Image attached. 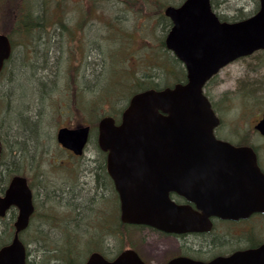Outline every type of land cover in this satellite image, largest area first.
Returning a JSON list of instances; mask_svg holds the SVG:
<instances>
[{"label": "water", "instance_id": "1", "mask_svg": "<svg viewBox=\"0 0 264 264\" xmlns=\"http://www.w3.org/2000/svg\"><path fill=\"white\" fill-rule=\"evenodd\" d=\"M164 14L172 22L166 47L185 65L187 80L133 94L119 123L111 115L100 119L98 145L107 152V169L119 193L123 222L186 231L196 227L188 226L187 218L178 213L168 198L167 187L177 170L227 161L209 155H227L236 150L231 143L214 136L219 118L203 87L233 60L264 49V0H259L254 14L237 21L221 20L211 0H183L179 5L166 6ZM11 52L9 36L0 33V73ZM257 128L264 133V116ZM89 133L90 125L63 126L57 131V140L75 154H82ZM172 162L191 163L175 166ZM12 206L18 209L14 234L8 244L0 247V264H27V248L20 234L29 226L35 207L23 175H14L4 195L0 194V216ZM215 213L227 217L221 211ZM204 219L210 226L209 218ZM84 264L150 263L136 250L127 248L113 259L93 251ZM165 264H264V245L209 261L178 256Z\"/></svg>", "mask_w": 264, "mask_h": 264}, {"label": "rangeland", "instance_id": "2", "mask_svg": "<svg viewBox=\"0 0 264 264\" xmlns=\"http://www.w3.org/2000/svg\"><path fill=\"white\" fill-rule=\"evenodd\" d=\"M95 1L97 2L94 4L96 16H98L100 12H104L107 18L114 20L115 28L112 27V25L104 24V22L99 21L97 18V21H93V19L89 18L92 17L90 7L93 4L92 2ZM161 1H164V3L162 4ZM161 1L65 0V11L62 12L63 17L67 19V23H74L76 25L82 24L81 32L85 34V38L87 42L91 44L92 48V53L90 54L88 52L84 60L89 62V64H86L83 68L80 67L81 71L79 72L80 69H78V74H72L71 70L68 71V58L66 54L69 43L67 40H65L64 43H62V40L60 43H57L59 50L56 49L45 53L44 56L40 55L38 57L35 50H33L34 45L41 47L49 45L50 48L52 41L57 42L56 40H53L54 36L49 35V38H46L45 36L44 40L46 42H44V40H40L39 43L34 42L35 44L30 42L26 45V48L20 43L16 44L14 56H20L22 58L24 67L17 66L16 62L14 64L10 62L9 69H7L8 73L3 79H0L1 98L4 97L3 93L6 92L10 83L9 80L10 78L12 80L13 76H16L14 80L16 84L11 90L15 93L18 91L20 96V93L22 92H33V94L36 95V90H31L27 85L31 84L34 77L40 74V65L34 68V64L39 61L45 59H47L48 62L56 61L58 62V67L56 72V85L54 84L55 87L53 86L49 88L41 97L40 112L37 118L40 122V124L37 125V139L35 142H30V145H33V147L35 146L36 150L33 151H37L36 156L30 155L29 153V156L20 158L17 150L18 145H16L17 147H14L12 153L17 158H13L12 154H8L7 158L3 159L5 161L4 167L7 169L18 168L17 172L25 173L27 176L30 174V166H37L38 164L37 167H40L41 171H46L45 178L47 181L51 176L62 174V176H65L66 180L74 185L75 188H77L79 182H84L85 178L83 172L87 171L89 173L90 170H86L87 166L82 163V160L70 159L71 162L69 166H72L65 171H61V167L57 166L55 168L54 166H51L52 160L55 157H57L58 160H63L65 158L68 159L65 150H63L56 142L57 130L63 125H74L75 122L90 123L89 121H92V124H90L95 128L102 116L117 115L126 100V91L122 87L119 88L120 93L117 94L119 95L117 98L108 95L104 98L100 97L98 92L96 93L97 86L99 84L100 86L104 85L103 83H99V80L103 75L101 73L99 76H94V78L90 80V64L92 59H97L100 64H102L101 60H104V65L106 66L105 76L107 77L104 78L103 82L107 85H114V77L111 71H114L119 79L126 81L128 84H132L133 81L141 77L143 74L153 73L155 71L157 73V69L154 67L153 62L160 65L159 62L161 61V64H163L165 62V50L168 51L170 56L174 55L165 45H161V41L165 39L171 24L168 28L166 27L164 31L161 28L162 22L158 15L160 13L164 14V9L167 5L178 3L180 0ZM214 2L215 11L223 16L230 17V19H234L236 15L240 14V12L251 14L259 7V0H214ZM3 20H5L4 15L0 14V31L3 30ZM45 29L48 33L51 31L48 27H45ZM64 45L66 46V50H64ZM32 50L34 52H32ZM120 50L127 51L128 56L123 55L124 52L118 54L117 52ZM124 56H126V58H124ZM257 65L264 66V56L262 53H255L252 57L244 59L243 62H235L230 66L225 67L210 83V95L217 103V106L221 109V113L225 115L227 122L236 123L235 121H232V119L241 111L240 107L247 106L251 102V98L249 97L251 89L247 86L244 87V89H240L245 82L239 83L238 87L235 88L234 76L232 75L235 71H239L240 69L243 70L244 67L251 69ZM94 66L97 67L96 63ZM98 68L100 69L101 66L98 65ZM34 69L37 70L34 71ZM177 71L178 76H181V71ZM14 73L17 75H14ZM168 76L167 80L170 81L171 75ZM72 78L74 80L71 83V86L69 85V82ZM86 83H92L89 84V90H84ZM77 88H80L84 97L91 96V101L96 100L92 102V108L84 110L82 107L77 106L79 105L77 104L78 99L76 98ZM129 89L130 87H128V90ZM129 94L130 93L127 94V97ZM132 94H130V96ZM122 95L123 97L125 96V99L123 97L121 98ZM20 101L22 100L19 98L13 100L14 110H16ZM24 101L29 105L31 99ZM81 105L89 107L88 102H82ZM5 106L4 100L0 99V121L6 125L5 120L9 114L6 115L7 107L5 108ZM28 114L31 115L32 113L28 112ZM15 115L16 113L13 111V118H15ZM11 124L16 130L17 125L13 123V119H11ZM95 145L96 133L93 132L91 134L90 142L85 149L87 156L92 154ZM3 151L5 152L7 149L4 147ZM77 170H79V175L74 177V173ZM17 172L10 171V174ZM4 176H7V174L5 173ZM104 202L105 200L99 201L98 199V211L95 213V219H97L96 217L98 215L100 216L101 209L106 211ZM69 203L70 202L66 199L55 195L49 196L47 201L42 202L39 209V212H41L40 215L35 216L30 227L22 234V238L24 239L22 240L25 242L30 253L29 259L39 261L43 254L42 246H44V244L48 243L51 239H57V242L60 241L63 246L65 236L72 234L75 237L74 240L76 244V252L73 255L76 257L82 256L78 258V261H81L87 258L91 251L95 250L94 247L91 250H88L93 245L92 239L98 234L99 236L101 234L106 235V231L101 230V227L96 225L91 209H88L84 216L77 218L75 215L76 211L73 209L71 210ZM115 212L118 213V215L120 214L119 209L115 210ZM115 212L114 214H116ZM44 213L47 214L45 215ZM67 215L70 216L69 218L72 222L70 224L67 223V220H69L67 219ZM14 219L15 217L12 214H8L3 220H0V224L11 223ZM75 223H77V232L73 231L72 227L75 226ZM0 230H2L1 226ZM134 235L136 238L137 234ZM109 238L111 240L109 242L105 241L103 244L104 250L108 253L109 257L115 256L119 249L127 246L125 245V240L123 241L120 237L113 238V236H109ZM62 252V257H66V252L63 250ZM145 257L155 264L161 261V255H145ZM59 261L63 262L61 259H54L51 260V263L58 264Z\"/></svg>", "mask_w": 264, "mask_h": 264}, {"label": "flooded vegetation", "instance_id": "3", "mask_svg": "<svg viewBox=\"0 0 264 264\" xmlns=\"http://www.w3.org/2000/svg\"><path fill=\"white\" fill-rule=\"evenodd\" d=\"M255 53H262L264 56V50H256L249 56L235 59L225 67L235 62H243ZM232 76L235 88L239 83L245 82L240 89L246 86L251 89L249 96L251 102L240 107L241 111L232 119L236 123L226 121L225 115L221 113V109L210 95L209 85L215 76L206 83L205 92L220 119L214 129L216 139L228 141L236 150L227 155H209V158H227V161L205 162L204 167L200 169L182 168L174 173L171 171L172 182L167 187L168 198L174 202L178 213L187 218L188 226L196 229L173 231L151 224L121 221L127 225L124 230L126 248L135 249L149 263L155 264L145 255H161V261L156 264H165L178 256L209 261L218 256L228 257L238 251L264 245V133L257 128V124L264 116V66L257 65L251 69L244 67L243 70L235 71ZM260 82L262 86H253ZM168 86L172 85H164L162 88ZM116 121L119 123L118 118ZM94 148L92 154L87 156L86 150L81 155H76L72 150L63 147L68 159H61L60 163L58 158L52 160L51 166L61 167V171L71 168L70 159L82 160L87 166L86 170L90 171L83 172L84 182H79L77 188L62 174L51 176L47 181L46 171H41L40 167H37L38 164L30 166V174L27 176L25 173L17 172L26 176L32 191L35 210L30 225L37 216L42 202L47 201L49 196L62 197L67 190L85 192L95 187L97 170L101 171L103 184L99 190H93L91 209L94 219L98 211L99 196L107 199V203L104 204L107 212L113 211L112 197L117 198L120 209L119 193L107 169V153L102 151L98 144ZM172 163L178 166L191 162ZM17 173H13L12 176ZM76 175H79V170L75 171L74 177ZM12 176L8 175L3 183L5 185L0 186L1 195H4ZM216 211H221V214L227 217L220 216L215 213ZM12 213L14 216L17 215V207H10L8 214ZM206 217L209 218L210 226L205 225ZM134 234H137L136 238Z\"/></svg>", "mask_w": 264, "mask_h": 264}, {"label": "trees", "instance_id": "4", "mask_svg": "<svg viewBox=\"0 0 264 264\" xmlns=\"http://www.w3.org/2000/svg\"><path fill=\"white\" fill-rule=\"evenodd\" d=\"M101 1V0H98ZM127 1V0H125ZM161 1V0H159ZM183 0H180V2ZM154 2V0H152ZM178 2V3H180ZM91 11H92V17H89L90 19H93V21H97V19L101 22H104V24L112 25V27L115 28L114 20H110V18H107L104 14V12H100L99 15L96 16L95 7L94 4L97 2H92ZM161 3L163 4L164 1ZM174 3V4H178ZM212 3L215 6L214 0H212ZM65 0H0V14L4 15L3 20V30L1 32L7 33L11 39L13 51L12 55L9 58V60L6 62L5 68L0 76V79H3L6 74L8 73L9 64L12 62L14 64L16 62L17 66L24 67V62L22 61V58L15 57V50H16V44L20 43L25 46L30 42L32 44L39 43L40 40H44L45 36L46 38H49V35L54 36L53 40H56L57 42L52 41L51 47L49 48V45L46 47H41L40 52L37 50L36 55L38 56H44L45 53L54 51L56 49L59 50V46L57 43H60L62 40V43H64L65 40L68 41L69 47L67 50V62H68V71L71 70V73L78 74L81 71V68H83L86 64H89V62L84 61L86 54L89 52L92 53L91 44H89L85 38V34L81 32L82 24L76 25L74 23H67V19L63 17V13L65 11ZM100 4V3H99ZM101 7V6H100ZM248 13H242L236 15L235 19H241L246 16H248ZM161 18V28L165 31V28L170 26V20L165 17L163 13H160L158 15ZM95 17V18H94ZM97 18V19H96ZM222 19L228 20L230 17L221 15ZM84 22V21H83ZM114 24V25H113ZM45 27H48L51 31L48 33V31L45 29ZM51 27V28H50ZM115 34V33H112ZM132 37V36H131ZM35 42V43H34ZM44 42H46L44 40ZM161 45H165L164 40L161 41ZM37 46L34 45V48ZM57 47V48H56ZM33 48V50H34ZM32 50V52H34ZM64 50H66V46L64 45ZM124 52L123 55L128 56L127 51L120 50L117 52L118 54ZM49 54V53H48ZM53 55V54H51ZM50 55V56H51ZM48 56V55H47ZM165 56V62L161 64V61L159 62L160 65H158L156 62H153L154 67L157 69L153 73H147L143 74L141 77L133 81L132 84L126 83V81H123L122 79H119L116 73L114 71H111L113 77H114V85H107L104 81V78H106V69L104 65V60H101V63H96L97 67H95V63L91 64V73H90V80H92L95 77L99 76L101 73L103 76H101L99 83H103L104 85L100 84L97 86L96 93L100 95V97H106L107 95L110 97H118L120 92L119 88H123L126 91V100L123 103L122 107L120 108V111L117 115H115L116 118H119L121 111L125 107L126 103L128 102L130 94L139 91L144 90L148 88H156L160 89L164 85H172L175 82H181L186 77V72L184 67L182 66V63L177 59L174 55L170 56L168 54V51L165 50L164 52ZM58 58V56H57ZM126 58V56H124ZM88 61V60H87ZM106 63V62H105ZM38 65H40L39 71L40 74L35 76L32 80L31 84L27 85L29 88L33 91H35L36 95L33 94V92H22L19 95L18 91L16 93L11 90V88L16 84L14 82L16 76H13L12 80L10 78L8 88L6 89V92L3 93L4 97H0V99H3L5 102V108L7 107L6 115L7 119L5 120L6 125L3 124V122L0 124V133L1 138H10L15 145H20L22 149H24L25 152H29L31 145L30 142L36 141L37 136V118L38 114L40 112V106H41V97L44 92H46L49 88L53 87L56 81V72L58 67V62L56 61H47V59L39 61L38 63L34 64V68H36ZM98 65L101 66V68H98ZM81 67V68H80ZM37 69H34L36 71ZM48 70V72H47ZM100 70V71H99ZM181 71V76H178V71ZM110 71V70H109ZM163 72V73H162ZM160 73V74H158ZM14 75H17L14 73ZM164 75V76H163ZM168 75H171L170 81L168 79ZM73 78L70 80L69 85L72 86ZM89 84L92 83H86L84 90H89ZM122 85V86H121ZM100 86V87H99ZM253 86L260 87L262 86V83H256ZM18 87V86H17ZM128 87L130 89L128 90ZM11 90V91H10ZM92 91V89H91ZM90 91V92H91ZM95 93V94H96ZM130 93L127 97V94ZM94 94V95H95ZM6 97V98H5ZM123 95L121 96V98ZM125 97V96H124ZM123 97V98H124ZM21 99L20 103L18 104V107L16 110H14L13 100L14 99ZM76 98L78 99L77 106L82 107L84 110L92 108V102L96 100H90L91 96L84 97L82 95V92L80 91V88L76 89ZM31 99L29 105L26 104L24 100ZM125 99V98H124ZM82 102H88L89 107H84ZM32 104V106H31ZM38 108V110H37ZM13 111L16 113L15 118H13ZM28 112L32 113L31 115L28 114ZM11 119H13V123L17 125L16 130L13 128V125L11 124ZM92 124V121H89ZM82 123V122H81ZM78 122H75V124H81ZM5 126V127H4ZM93 127V125H92ZM5 130V131H4ZM11 151L13 150L10 148ZM4 146H2L1 152H4ZM31 153V152H30ZM13 158H17L14 154H12ZM5 161L3 159H0V186L5 185L3 184L7 176H4V174H10V171H18V168H12L7 169L4 167ZM11 168V167H10ZM96 178L94 181L96 182L95 187L89 188L85 192H74L67 190L65 194L61 197L69 201V206H71V210H75V215L77 218H80L81 216H84L85 213L88 211V209H91V200H92V194L93 190H99V187L101 184H103V179L101 177V171H96ZM4 179L3 181L1 179ZM99 201L105 200L104 204L107 203V199L104 197L99 196ZM98 201V200H97ZM112 213H109L105 211L104 209H101L100 216L98 215L95 219V223L98 227H101V230L106 231V235L101 234L99 236L96 235L95 238L92 239V247L88 250H91L93 247L95 250L101 251L106 256H109L108 253L104 250L103 244L106 242H109L111 239L109 236L114 237H120L125 240V245H127V241L125 239V231L126 226L125 224L121 223V220L119 218L118 213L115 212V210L119 209L118 200L115 197L113 199L112 197ZM102 203V202H101ZM92 211V209H91ZM114 212L116 214H114ZM41 212H38L37 215H40ZM45 215L47 213H44ZM43 214V215H44ZM14 216V214L12 213ZM70 216L67 215V223H72ZM75 217V216H74ZM4 218H0V220H3ZM75 219V218H74ZM99 219V221H98ZM12 223V222H11ZM11 223H5L0 224L2 227V230H0V247L4 244H7L10 242V240L13 237L14 228ZM100 223V224H99ZM109 223V224H108ZM76 225L73 227V231L77 232ZM68 227V226H64ZM68 229V228H65ZM72 231V233H73ZM24 233V232H23ZM22 233V234H23ZM21 234V236H22ZM120 235V236H119ZM69 237V238H67ZM23 239V238H22ZM75 237L71 234L68 236H65L64 239V245H61V242L57 239H51L48 241V243L44 244L42 246V256L40 257V260L36 261L34 259H29L28 257V264H53L51 263V260H59L61 259L63 262H60L58 264H68V263H74V264H81L84 262L85 259L78 261V258L82 257H76L73 254L76 252V244H75ZM24 240V239H23ZM95 245V246H94ZM102 245V246H101ZM123 249V248H122ZM122 249H119L117 253H119ZM63 251L66 252V257H62ZM30 255L28 250V256Z\"/></svg>", "mask_w": 264, "mask_h": 264}, {"label": "bare ground", "instance_id": "5", "mask_svg": "<svg viewBox=\"0 0 264 264\" xmlns=\"http://www.w3.org/2000/svg\"><path fill=\"white\" fill-rule=\"evenodd\" d=\"M36 49L40 52L41 46H37L36 48H34L35 53L37 52ZM91 61H92L91 64L99 62L97 59H95V60L92 59ZM1 123H2V121H0V124ZM36 123H37V125H39L40 124L39 120H37ZM38 128H39V126H38ZM0 143H1L0 144L1 146H4L7 149V151H5V152H0V159H5V158H7L8 154H13L10 148L14 149V147H17L15 145V143H13V141L10 138H6V137L5 138H1L0 139ZM17 150H18V153L20 155V158H22L24 156H29L28 154L30 152H31L30 155H33V156H36V153H37V151H33V150H36L35 146L33 147V145H31V148H30L29 152H25L24 149H22V147L20 145H18ZM8 175H9V177L12 176V174H7V176Z\"/></svg>", "mask_w": 264, "mask_h": 264}]
</instances>
